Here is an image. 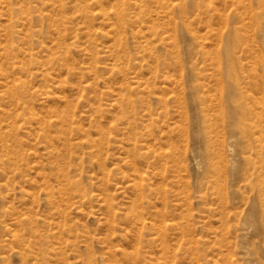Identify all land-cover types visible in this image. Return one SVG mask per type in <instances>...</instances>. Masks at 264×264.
I'll return each instance as SVG.
<instances>
[{
    "label": "rangeland",
    "instance_id": "374dc122",
    "mask_svg": "<svg viewBox=\"0 0 264 264\" xmlns=\"http://www.w3.org/2000/svg\"><path fill=\"white\" fill-rule=\"evenodd\" d=\"M0 264H264V0H0Z\"/></svg>",
    "mask_w": 264,
    "mask_h": 264
}]
</instances>
